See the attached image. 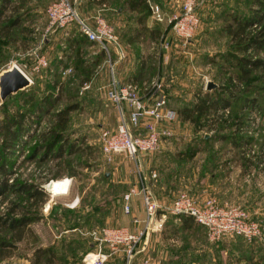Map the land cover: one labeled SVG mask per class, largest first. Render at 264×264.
<instances>
[{
	"label": "rangeland",
	"instance_id": "1",
	"mask_svg": "<svg viewBox=\"0 0 264 264\" xmlns=\"http://www.w3.org/2000/svg\"><path fill=\"white\" fill-rule=\"evenodd\" d=\"M48 1L49 0H11L12 4L4 10L5 12L2 14L3 17L0 19V22H2L3 20L12 18V16L18 13L19 8L24 10V15L28 17L29 12L27 10H29V8H35V17H39L37 18L38 23L36 21L39 28L35 29L25 26L22 30L20 29V31L25 32V38L20 39L23 42H19V45L21 46L20 49H22L24 55L20 54L21 51L17 53V48L4 51L7 50L6 47L9 45V39H15L17 37V32H19L17 29H11L6 35H4V37H0V70L1 68L4 69L9 67L13 62L23 73L30 77L31 81L29 84L34 80L35 84L37 83L38 86L43 85L44 76L47 74L46 69L43 68L49 65V62L54 55L59 58L65 57V51H69L68 48L65 47V42L67 41L66 38L70 36L73 31H76V28L72 24L65 34L61 30L48 32L51 35L56 33L57 36L55 35L56 38L52 39L51 47L46 46L43 36L48 33L43 34L41 28L43 26L44 17H42V15L44 13V6ZM78 2L77 10L79 14L86 17L87 20L92 19L93 14L101 12L108 22L114 21L111 17L108 18V15H106L105 12L107 9L100 11V3L96 0H78ZM113 2L111 0L112 4L110 3L109 5L110 7L113 6L111 8L114 9L115 4L119 3L120 0H113ZM160 2L161 6H159L164 14H169L177 9L180 0H160ZM247 3L248 0H204L198 4L196 6V12L200 22L196 31L191 36L192 42L190 44L187 43L186 45H181L180 40L174 36L172 32L167 30L165 21H156L154 18L149 17L146 26L151 28L156 27L158 33L155 36L149 32L147 34V32L144 31V34L141 35L139 40L140 44H136L139 53L141 52L139 60L141 59L145 62L147 61L149 54L155 55L156 51L161 52V50H164L158 45V39H160L162 34L167 36L172 42L171 49L170 47L168 48L169 53L172 48H176V45L173 46V43L180 44L181 47L179 52L183 53L182 50H184L187 55L188 53H191V56L188 55V57H185L183 60L177 61L174 58L171 62H163V65H166L167 63L169 64V67L165 68L164 66V69H170V72L167 71V73L168 76H170L169 74L172 75L173 79H171V81H173L175 88L179 89L181 87L182 89L202 86L205 78L212 80L216 85L221 81L224 82V77L223 79H220L219 75L224 73L226 75L231 72V67H227V64L224 63L217 54L224 52L228 48L229 41L228 36L225 35L223 31L216 30V28L222 24L224 20L228 19L224 13L225 8L237 6L239 9L244 10ZM13 5H15L14 8L12 7ZM111 24L114 25L120 36V33L123 32L122 27L119 26L117 28L114 22ZM257 28L258 25H252L249 30ZM13 44L15 45V43ZM121 45L123 46L122 48L125 53L124 57L121 59H125L126 56H128V52L134 54L132 45ZM81 48V53L83 54L84 52L85 54H83V56L85 55L86 58H91L99 51V49H101L96 43L84 44ZM33 49H35L37 53L43 54L47 60L46 65L40 67L38 70L31 69L34 62V55L32 53ZM174 53L176 54L177 51H174ZM10 54H12L11 57H9ZM205 54L208 56L204 57ZM259 54L264 56L263 52H259ZM112 56L114 57V53ZM208 57H213V59L210 60ZM70 60L71 59L68 58V61ZM89 66L90 73H87V76L89 75L88 79H82L80 68L74 70L72 65L60 66L58 69L60 78L63 80L65 86L59 104L61 105L64 102L73 100H78L79 102V107L70 112V119L67 127L69 137H77L79 140L81 139L83 142L82 144H87L89 146L88 150L85 149L87 151L82 150L80 153L76 152L69 155L71 160L70 163L74 165V175H62L57 178H52L51 175L57 167L53 163L54 160L48 159L44 162H38L37 157L29 158L27 156L30 147L40 139L38 132L48 127L50 123V117L48 115L40 117L38 119L39 122L37 128L35 129L34 127L29 135H22L12 147L13 152L9 164V170L11 173L8 174L9 178L15 176L28 181L32 180L40 185L49 179H53L52 182H55V179L58 181L66 180L61 177L69 178L66 192L64 191L65 189H62L56 194L53 192H47V199L40 207V211L43 215H46V217L30 224L31 230L39 237L41 245L51 243L59 236L56 237V234H54L57 229L55 225L59 224L56 223L52 215L48 216L51 208L56 207V216H59L62 213H67L66 215H68L70 213H68L66 208L69 206L66 203H70L75 196H77L78 201L76 206L71 207L72 209L78 207L79 204L84 208V205L87 203L92 201L98 202L110 192V201L106 204V212L103 214L101 213L103 210H101L99 214L93 215L89 221L90 227H97V225L100 227V225L112 226L113 224H121L128 226L130 229L137 228L135 226L136 223L131 221L130 214L122 212L120 208L121 194L132 187H138L139 180L135 163L123 153H114L110 161H105L101 157L98 146L99 129L103 128L112 130L117 122L116 110L105 98L103 88L100 87V85L108 83L111 71L105 56L103 60H99L98 63ZM119 66L122 74H124L129 65L128 63H124ZM118 68L116 69L114 66L113 69V74L116 78H118ZM253 74H256L257 77L250 82L251 91L249 92V96H255V102L258 106L255 103L249 111H246L243 120L237 125V127L240 128L239 132L248 137L246 145L243 144L239 147V151H241L240 153H235L236 155L231 153L229 157H220L217 152L210 161L206 162V153L205 151L200 150L197 151L191 159L183 158L182 151L187 144H185V141H188L190 137L202 134L203 132H205V134L203 133L205 136L214 132L217 124L213 123L209 120L210 118H208L207 120L202 121L203 126L198 130H194L188 122L184 125L183 130L176 123H171L170 126L173 131L171 135L172 139L161 138L159 147L156 150L144 152L141 155L144 158L140 165L142 171L146 173L153 167L157 174L155 178L160 174V178L162 177L163 180L168 182V184L173 185V196L181 189L196 195L199 199L206 196H215L219 201L225 200L223 205L235 203L245 205L249 209L248 211L244 207L248 214L257 218L261 230L259 236L251 241L239 240L234 236L223 237L218 241L216 250L213 251L212 249L213 253L211 256L209 253L205 254L202 252L201 264H253L255 261H257L258 264H264V152H262L264 149V75L258 74V70H254ZM162 75V81H164L167 74L163 71L161 76ZM217 76H219V78H216ZM119 77L122 81L129 80L126 76L122 77L119 75ZM150 78H152V76ZM153 78L157 77L153 76ZM149 79H144V81ZM85 81H89L90 85L88 88L82 89L81 86ZM26 88L27 87H24L21 90L24 91ZM187 92L186 95L188 96L189 94H187ZM9 98L10 102L8 110L12 112L16 108V105H18L17 102L19 97L10 96ZM257 99L262 102L258 103L256 101ZM167 102L170 106L177 104L174 99L172 100L170 98ZM230 121V107H228L227 115L225 117L220 115L219 122L226 125ZM210 123L212 125H210ZM208 126L212 127L208 128ZM234 128H236L235 125ZM228 129L230 128H224L222 130L227 131ZM219 148H221L220 142L215 141L213 149ZM247 149L254 151L251 156L246 157L245 153ZM227 150L234 149H231L230 146ZM224 154L225 153L222 155ZM207 166H212L211 171L206 170ZM234 167L238 169L234 171ZM209 172H214L213 177H211ZM194 176H201L202 178H199L201 181L203 178L214 180L210 184L204 186V192H202L203 196L193 191L192 187H188L187 183L189 182L186 183L185 187L182 185L183 182L181 179L183 177L186 181L187 178ZM179 178L181 181L178 180ZM150 180L151 179H149V186L151 185ZM210 180L208 181L210 182ZM176 181L177 184H174L173 182L176 183ZM203 182L205 183V181ZM47 184H49V182H47ZM178 184L180 187H178ZM5 204L6 200L4 199L0 202V209H3ZM130 205L132 212L139 216L143 214V205L141 203L140 194L137 193L132 196ZM78 210H81L80 206ZM102 215L103 217L100 221ZM105 218L108 219V221H105ZM80 230L81 231L79 232L81 234L87 236V234L84 233L87 228ZM61 232L62 234L68 235L76 231L62 230ZM146 240L147 237L145 238V242ZM145 242L143 243L142 240L141 248H145ZM28 243L29 241L23 239L17 241L16 248L13 249L8 257L2 260L3 264H29L28 257L31 249L28 247ZM103 248L106 247L104 246ZM159 248H161V245H159ZM163 248L176 247L168 245V242H166ZM148 254L156 264H159V257H157V259L151 251ZM248 258H250V260H248ZM120 260L122 261L121 258Z\"/></svg>",
	"mask_w": 264,
	"mask_h": 264
},
{
	"label": "trees",
	"instance_id": "2",
	"mask_svg": "<svg viewBox=\"0 0 264 264\" xmlns=\"http://www.w3.org/2000/svg\"><path fill=\"white\" fill-rule=\"evenodd\" d=\"M96 1L104 3V0ZM108 1L110 4L111 0ZM149 1L161 6L160 0H120L114 6L119 5L124 9L123 5H125L126 8L135 10L138 13L136 15L138 25L132 29L127 28L120 33L122 41L129 42L132 45L134 56L138 59L140 54L136 44L139 43L144 31L155 36L158 33L156 27L146 26V19L148 16L150 17ZM11 4V0H0V15ZM12 7L14 8L15 5ZM224 13L228 19L217 26L216 30L223 31L228 36L229 41L228 48L224 52L217 54L227 64V67H231V72L226 75L225 73L219 75L220 79L224 77L225 83L219 81L220 83L209 89L196 86L192 96L186 100H184L182 95H175L171 98L177 102L172 107L175 109L180 121L190 123L194 130H198L203 126L202 121L208 118L217 124L213 133L207 136L202 133L185 141V144H187L182 151L184 159H191L197 151L203 150L206 153L205 160L208 162L217 152L221 157L230 146L231 149L235 150L241 141L248 140L247 136L239 132L240 128L237 125L243 120L246 111H249L256 103L255 96H249L251 91L250 82L257 77L256 74H253V71L258 70V74L264 75V56L259 54V52L264 53V0H248L244 10L233 6L225 8ZM18 15L19 13L9 18L7 25L12 24ZM252 25H258V28L249 30ZM4 26L6 25L4 24ZM66 40L65 47L69 51H65L64 58L54 55L49 65L43 68L46 69L47 74L44 76L42 86H38L32 80L24 91L19 89L6 95L0 101V202L4 199L6 200L4 208L0 209V264H3L2 260L8 257L13 249L16 248V242L22 239L29 241L28 247L31 249L28 257L29 264L83 263L82 255L86 251L91 250L95 243L90 236H85L79 231L83 228H87V230L95 228L96 226H89L90 219L93 215L99 214L101 210H103L101 213L104 214L106 212V204L110 201V192H108L98 202L87 203L84 208L79 204L81 210H78L79 206L73 209L68 207L66 210L70 214L62 213L59 216H56V207H52L48 216L52 215L56 223L59 224L55 226L62 227V230L72 229L76 232L68 235L60 233L54 239L55 241L41 245L39 237L31 230L30 224L46 217L40 211V207L47 199V192L39 183L32 180L28 181L15 176L8 177V174L11 173L9 164L14 143L22 135H29L34 127L36 129L39 122L38 119L43 115L50 117V123L46 129L38 132L40 139L30 147L27 156L29 158L37 157L38 162H44L48 159L54 160L53 163L57 167L51 175L52 178L62 175L73 176L74 165L70 163L69 155L88 150L89 146L87 144H82L81 139L79 140L77 137L70 138L67 132L70 112L79 107V102L78 100H73L59 104L65 86L60 78L58 69L60 66L72 65L74 70L80 68L82 79H88L89 75L87 76V73H90L89 65L103 60L105 54L102 49H99L91 58L83 56L85 53H81V47L84 44L94 42L88 40L77 30L73 31ZM205 56L208 55L205 54ZM68 58L72 61H68ZM208 58L210 60L213 59V57ZM159 73L162 74L161 62L156 55L149 54L147 61L143 62L140 59L135 62L133 70L126 78L140 83L144 79H149ZM219 76L216 78H219ZM168 79V77H165L162 83L165 92L168 87L175 86L169 84L170 82H167ZM10 96L19 97L18 105L12 112L8 110ZM168 97L169 94L167 93V99ZM256 101L258 103L262 102L259 99ZM224 107H230L231 121L226 125L219 122L221 114L217 113L219 108ZM210 125L212 124L210 123ZM234 125L236 128H234ZM210 127L212 126H208V128ZM224 128L230 129L223 131L222 129ZM215 141L220 142L221 148L213 149ZM233 155L236 154L234 153ZM211 169L212 166L206 167L208 171H211ZM157 212L160 213L161 210L158 209ZM167 216H171V219L174 217L173 215ZM102 217L103 215L100 217V221ZM178 218L181 227H187V221L193 220L191 216L183 214L178 215ZM97 227L99 226L97 225ZM234 237L243 240L240 236ZM123 261L124 255H122V263ZM253 264H258V262L255 261Z\"/></svg>",
	"mask_w": 264,
	"mask_h": 264
},
{
	"label": "built area",
	"instance_id": "3",
	"mask_svg": "<svg viewBox=\"0 0 264 264\" xmlns=\"http://www.w3.org/2000/svg\"><path fill=\"white\" fill-rule=\"evenodd\" d=\"M202 1L204 0H180L177 9L169 14H164L157 3L149 1L150 17L156 21H165L172 34L180 40L182 45H186L199 25L196 6ZM78 3V0H49L44 6L46 22L42 33L61 30L65 34L73 24L77 31L103 50L111 75L108 83L100 87L103 88L105 98L116 110L117 122L112 130L99 129V151L105 161H110L114 153H123L135 163L138 187H132L121 194L120 208L122 212L130 214L131 198L138 193L144 212L141 219L142 226L138 229H130L126 225L118 224L86 230L84 233L94 240L95 245L82 255V261L85 264H103L108 255L120 250L124 255L122 264H156L146 255L136 259L133 257L142 249L141 242L142 240L143 243L145 242L147 234L161 229L167 215L191 216L195 222L205 228L206 237L212 242L231 236H240L245 241H251L259 236L261 230L257 218L250 216L241 205L219 204L213 196L199 199L196 195L182 189L164 204L153 197L149 179H154L157 174L154 169L144 173L140 166V157L144 152L156 150L161 138L172 135L170 125L177 120V113L167 104V94L163 90L160 79L152 77L150 80L138 83L132 80L122 81L115 77L113 74L115 62L125 55L118 35L113 25L99 12L92 15L90 23L86 17L79 14ZM100 6L103 7L104 3H100ZM158 40L159 47L164 50L171 45V41L162 34ZM32 53L34 55L32 70H38L46 65L47 60L43 54L37 53L35 49ZM12 64L18 68L15 63L12 62ZM23 74L30 82V77ZM207 81L206 78L203 80V89L206 88ZM89 85L90 82L85 81L81 87L86 89ZM217 113L225 117L228 107L219 108ZM252 152L254 151L247 149L246 157L251 156ZM61 178L66 179L64 188L66 192L69 178ZM49 180L41 184L46 192H50L46 186ZM77 201L78 198L75 196L70 203L66 204L73 207ZM158 209L161 210L160 213L157 212ZM131 221L137 223L140 219L133 215ZM104 246L107 250L103 249Z\"/></svg>",
	"mask_w": 264,
	"mask_h": 264
},
{
	"label": "crops",
	"instance_id": "4",
	"mask_svg": "<svg viewBox=\"0 0 264 264\" xmlns=\"http://www.w3.org/2000/svg\"><path fill=\"white\" fill-rule=\"evenodd\" d=\"M108 2H109L108 0H104V3H105L104 6L99 7V9H100V11L106 10V9H107V11L111 10L108 12L106 11L105 13H106V15H108V18L111 17L114 20L113 22L116 24L117 28L120 26V27H122V31H123L127 28L132 29L133 27L138 25L137 21H136V15L138 14L137 11L132 10V9H128L125 7V5H123L124 9L121 8L119 5L114 7V9H113L110 7ZM23 11L24 10L19 8V11H18L19 15H18L17 19L12 22V24L7 25L8 20H3L2 22H0V32H1L0 37H4V35H6L8 33V31H10L11 29H14V28L19 31V32H17V37L15 39H12V38L9 39V45H7V47H6L7 50H4V51H8V50H12L13 48H17L16 49V51H18L17 53H19V51H21L20 54L24 55L22 52V49H20L21 46L19 45V42L22 41L20 39L25 38V32L20 31V29L22 30V28L25 26H28L30 28H35V29L39 28L38 24H36V21L38 23L37 18H39V17H37V18L35 17L36 16L35 8H29V10H27L29 12V14L27 12L28 17H26L24 15L25 13ZM43 15H44V13H43ZM43 15H42V17H44L43 18V26H42L41 30H43L45 22H46L45 15L44 16ZM2 17H3V15H0V19H2ZM148 18H149V16H148ZM148 18L146 19V23L149 20ZM88 21L90 23L92 22L91 19ZM113 22H109V23H113ZM4 24L6 26H4ZM113 27H114V25H113ZM114 29H115V27H114ZM167 30H169V29L167 28ZM115 31H116V33H118L116 29H115ZM120 31H121V29H120ZM169 32H171V31L169 30ZM55 35L57 36L56 33L53 35L48 33L47 35L43 36V40L45 41L46 46L51 47L52 39L56 38ZM117 35L119 37L118 39H119V42L121 44L131 46L129 42H123L122 41L121 35L119 36V33ZM60 36H61V32H60ZM191 42H192V39H190V41L188 43L190 44ZM13 43H15V45ZM171 43L172 42H170V44ZM138 44H140V43H138ZM180 44L178 45L177 43H173V46L176 45V48H178V49L172 48L170 53L168 52L169 51L168 49L167 50H161V52H158V51L155 52V55L158 57L159 61L161 62L162 73H163V71H165L167 74L166 77L169 78L167 80L168 83L170 82L169 84H173V81H171V79H173V78H172L171 74H169L171 76V78H170V76H168L167 71L170 72V69H163L164 66H165V68L169 67V64L167 63L168 65L167 64L163 65V62H171V61H173L174 58L177 61H179V60H183L185 57H188V55L191 56V53H188V55H187L184 50H182L183 53L179 52V49L181 47ZM170 49H171V45H170ZM174 51H177V53L175 54ZM11 56H12V54L9 55V57H11ZM0 57H1V53H0ZM140 57L141 56H139V58ZM138 60L139 59L135 58L133 53L130 54L129 52H128V56H126L125 59L117 60L115 62V68L117 69L119 67L117 77L120 79L119 75L122 77L127 76L133 70L135 62ZM124 63L125 64L128 63L129 66L128 67L126 66L127 68H126L124 74H122V71H121L119 65H121V64L123 65ZM1 70H2V68H1ZM154 76L157 77L158 79H160L161 82L163 83V81H162L163 75L161 76V73L156 74ZM193 90H194L193 87L192 88H182V89L180 87L178 89V88H175V86H173L170 88L168 87L166 94L167 93L169 94L168 99L169 98L171 99L172 96H175V95H182L184 100H186L192 96ZM186 92H187V94H189L188 96L186 95ZM173 123H176L177 125H179L183 130L184 125L187 122L186 121H180V119L178 118V115H177V120H175V122H173ZM165 138L172 139V136L170 135L168 137H164L163 139H165ZM246 143H247V140L241 141L240 145L238 146V148L236 150H227L226 152H224L225 154L222 156L223 157H225V156L229 157L231 155V153H233V154L234 153H240L241 151H239V147H241L243 144L246 145ZM140 159H141L140 160V165H141V162H143V160H144L143 156H141ZM239 160H241V159H239ZM152 169H154V168L152 167ZM237 169L238 168L234 167V171H236ZM209 173H210L211 177H213L214 172H209ZM159 176H160V174L157 176V178L150 180L151 192H152L154 198L159 203L164 204L166 201L167 202L170 201L171 198L173 197V194H174L173 185L168 184L167 181L163 180V178L162 177L160 178ZM200 177L201 176H199V177L194 176V177L187 178V179L185 178L186 181L184 180V177H183L181 179L183 182L182 185L185 187L186 183L189 182V183H187L188 187L189 186L192 187L193 191H195V192L199 193V195L203 196L202 192H204L203 191L204 186L210 184L214 180L203 178V180L201 181L199 179ZM178 180H180V178ZM208 180H210V182ZM203 181H205V183ZM173 183L177 184V181H176V183L175 182H173ZM178 187H180L179 184H178ZM213 197L216 199L217 203L224 204L225 200L219 201V199L217 197H215V196H213ZM235 204L241 205L242 207H245L249 211V209L245 205L240 204V203H235ZM74 206H76V205H74ZM251 213H256V212H251ZM133 215L136 216L138 219H140V221L135 224V226L137 227L136 229H138L142 225L141 219L144 215V212L142 215L139 216L138 214L131 211L130 218ZM104 220L108 221V219H106V218ZM186 224H187V227H181L180 226V220L178 217L174 216L171 219V216H167L165 218V221H164L160 230L150 231L147 234V236H146L147 240L145 242V244H146L145 248H142L141 250L137 249L139 251H137L135 253L133 259H136L137 257H139L141 255L149 256L148 253H150V251H151L152 254L154 256H156V258L157 257L160 258V261L158 260L159 264H201L202 263V252H204L205 254L209 253L211 256L213 251L216 250V248H217L218 241L217 242L209 241L206 237V234H205V228L201 224L195 222L194 220H189V221H187ZM113 225H117V224H113ZM56 228L57 229L55 230L54 234H56L55 236L57 237L59 235V233L62 231V229H61L62 227L58 228V226H57ZM63 230H68V229H63ZM70 230L73 231L72 229H70ZM166 242H168V245L175 246L176 248H163L164 245L166 244ZM159 245H161V248H159ZM103 249L106 250V248H103ZM212 249H213V251H212ZM122 255H123V252L120 250H118L114 253H111L108 256L107 260L105 262H103V264H122V261L120 260V258L122 259ZM80 264H85V263L83 262Z\"/></svg>",
	"mask_w": 264,
	"mask_h": 264
},
{
	"label": "water",
	"instance_id": "5",
	"mask_svg": "<svg viewBox=\"0 0 264 264\" xmlns=\"http://www.w3.org/2000/svg\"><path fill=\"white\" fill-rule=\"evenodd\" d=\"M28 84V78L14 64L0 70V101H2L6 95L14 93L26 87ZM215 86L216 83L212 80H208L206 83V88L208 89Z\"/></svg>",
	"mask_w": 264,
	"mask_h": 264
},
{
	"label": "bare ground",
	"instance_id": "6",
	"mask_svg": "<svg viewBox=\"0 0 264 264\" xmlns=\"http://www.w3.org/2000/svg\"><path fill=\"white\" fill-rule=\"evenodd\" d=\"M52 181L53 179L48 181L49 184H46L48 191H50L51 193H59V191L65 188L66 180L58 181L55 179V182Z\"/></svg>",
	"mask_w": 264,
	"mask_h": 264
}]
</instances>
